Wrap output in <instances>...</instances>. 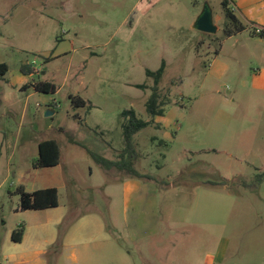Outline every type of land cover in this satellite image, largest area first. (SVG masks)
Returning a JSON list of instances; mask_svg holds the SVG:
<instances>
[{"label":"rangeland","instance_id":"obj_1","mask_svg":"<svg viewBox=\"0 0 264 264\" xmlns=\"http://www.w3.org/2000/svg\"><path fill=\"white\" fill-rule=\"evenodd\" d=\"M222 2L0 0V264L4 233L22 222L49 244V264H264V92L252 87L244 36H224ZM206 5L215 35L194 28ZM216 53L227 73L210 72ZM163 63L165 116L153 118L146 71ZM131 110L151 122L135 136L146 183L135 193L132 176L92 157L120 161ZM48 140L60 164L35 169ZM21 187L57 188L60 207L21 213Z\"/></svg>","mask_w":264,"mask_h":264},{"label":"trees","instance_id":"obj_2","mask_svg":"<svg viewBox=\"0 0 264 264\" xmlns=\"http://www.w3.org/2000/svg\"><path fill=\"white\" fill-rule=\"evenodd\" d=\"M225 17L227 19L226 24L223 28V33L226 38H231L240 33L247 31V28L241 23V21L235 15L234 10L231 8L229 0H223L222 2ZM250 34V33H249ZM254 35L252 32L251 35ZM262 36V35H261ZM219 53H216L218 55ZM215 55V56H216ZM165 63L157 72H152L150 70L146 71V75L154 80V86L151 89V95L147 101V112L148 114L155 117H164L165 109L164 102L161 100L162 95L160 91V82L165 72ZM34 66L23 65L20 68L21 74L24 76H31L34 74ZM9 71L7 64H0V76H5ZM28 89L29 87L26 86ZM137 88L141 90H148L146 85H138ZM35 91L42 93H55L56 86L49 82H38L35 87ZM78 106H85L86 102L79 98L76 100ZM123 138L125 143V148L119 156L117 162L107 161L103 158H99L97 155L92 154V157L102 164L105 168L116 167L121 171L127 172L128 175L132 177L140 178L141 175L137 171L134 165V158L136 157L137 150L135 144V136L141 132L143 129L149 127L151 122L141 120L137 117L134 110L124 111L121 115ZM2 152L0 151V157ZM61 161V148L59 144L54 140L44 141L39 144V158L34 162L35 169L41 168H52L60 164ZM264 178V173L258 174L256 176V181L261 182ZM256 182V183H257ZM21 196V211H42L58 208L60 205L59 191L57 188H47L43 190H37L33 193H27L24 187L20 190ZM25 233V224H20L18 228L13 232L12 240L15 243H20L23 240Z\"/></svg>","mask_w":264,"mask_h":264},{"label":"crops","instance_id":"obj_3","mask_svg":"<svg viewBox=\"0 0 264 264\" xmlns=\"http://www.w3.org/2000/svg\"><path fill=\"white\" fill-rule=\"evenodd\" d=\"M229 3L237 18L247 28L246 32L240 33L244 36L241 39L243 41L241 56L247 57L250 63L254 61L258 64V69H252L253 71L250 73L252 87L254 90L264 92V33L262 36L251 35L255 27H260L264 30V0H229ZM236 37L237 35L229 39ZM223 58V54H218L213 57L214 60L210 66L211 73L219 75L218 67H223L224 73H227L229 67L227 68V65L220 62ZM241 83L243 86H246L245 80H242ZM260 170L259 174L264 173V168ZM124 185L128 193H135L144 188L146 183L138 180L137 177H129ZM50 210L52 209L21 211V213L38 212L43 214L51 212ZM17 228L10 229L4 233L3 264H49L47 260V248L49 244H42L31 238L28 235L26 224L22 242L15 243L12 240V235ZM54 264H60V261L57 260Z\"/></svg>","mask_w":264,"mask_h":264},{"label":"water","instance_id":"obj_4","mask_svg":"<svg viewBox=\"0 0 264 264\" xmlns=\"http://www.w3.org/2000/svg\"><path fill=\"white\" fill-rule=\"evenodd\" d=\"M194 28L204 34L215 35L218 33V27L214 24L213 11L209 5L205 6L201 15L198 17ZM52 114V111H48L46 116H50Z\"/></svg>","mask_w":264,"mask_h":264},{"label":"built area","instance_id":"obj_5","mask_svg":"<svg viewBox=\"0 0 264 264\" xmlns=\"http://www.w3.org/2000/svg\"><path fill=\"white\" fill-rule=\"evenodd\" d=\"M255 36H261L264 33V30L260 27H255L252 31Z\"/></svg>","mask_w":264,"mask_h":264}]
</instances>
